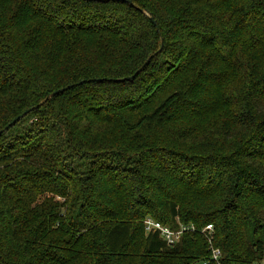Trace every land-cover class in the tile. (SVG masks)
<instances>
[{
  "label": "trees",
  "instance_id": "trees-1",
  "mask_svg": "<svg viewBox=\"0 0 264 264\" xmlns=\"http://www.w3.org/2000/svg\"><path fill=\"white\" fill-rule=\"evenodd\" d=\"M130 1L0 0V264H263L264 0Z\"/></svg>",
  "mask_w": 264,
  "mask_h": 264
},
{
  "label": "built area",
  "instance_id": "built-area-1",
  "mask_svg": "<svg viewBox=\"0 0 264 264\" xmlns=\"http://www.w3.org/2000/svg\"><path fill=\"white\" fill-rule=\"evenodd\" d=\"M144 224L147 234H158L170 247H173L180 242L184 232H187L189 230H196L194 228L189 229L186 227H182L180 230L174 231L171 230L169 227L163 226L150 218L146 219L144 221ZM201 234L207 241L208 251L210 253V261L213 263L215 262V264H222V252L220 249L215 247L214 244V228L211 225H208L202 230Z\"/></svg>",
  "mask_w": 264,
  "mask_h": 264
},
{
  "label": "water",
  "instance_id": "water-1",
  "mask_svg": "<svg viewBox=\"0 0 264 264\" xmlns=\"http://www.w3.org/2000/svg\"><path fill=\"white\" fill-rule=\"evenodd\" d=\"M96 1H98V2H104V3H107V2H110V1H113V2H126V3H128L129 5H133V3H132V1H130V0H96ZM147 14V13H146ZM147 16H149V14H147ZM150 17V20L152 21V23H153V25H155V26H157V22L151 17V16H149ZM157 32L160 34V31H159V29H158V27H157ZM159 53H160V51H158ZM156 54H158V53H156ZM149 63H150V59L148 60V61H146V63L143 65V67L140 69V70H138L133 76H131V77H129V78H127V79H122V80H117V82H124V81H129V80H133L144 68H146L148 65H149ZM93 81H98V82H100L101 80L100 79H98V80H93ZM86 81H82V82H80L78 85H82L83 83H85ZM89 82H91V81H89ZM74 86H68V87H66V88H63V89H60V90H58V91H56V92H54L52 95H51V97H54V96H57V95H60V94H62V93H64L65 91H68V90H70L71 88H73ZM37 107H34V108H31V109H29L28 111H26L25 113H23V114H21L20 116H18L16 119L14 118V120L11 122V123H9L3 130H1L0 131V136L3 134V133H5L9 128H11V127H15V125H16V123L18 122V121H20L21 119H23L28 113H30L31 111H33L34 109H36Z\"/></svg>",
  "mask_w": 264,
  "mask_h": 264
},
{
  "label": "rangeland",
  "instance_id": "rangeland-1",
  "mask_svg": "<svg viewBox=\"0 0 264 264\" xmlns=\"http://www.w3.org/2000/svg\"><path fill=\"white\" fill-rule=\"evenodd\" d=\"M196 264V263H195ZM198 264H200V263H198Z\"/></svg>",
  "mask_w": 264,
  "mask_h": 264
}]
</instances>
